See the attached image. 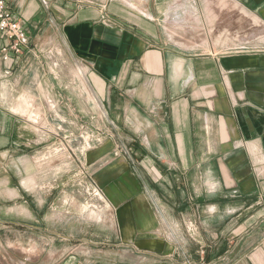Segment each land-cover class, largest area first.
<instances>
[{
  "label": "crops",
  "instance_id": "obj_1",
  "mask_svg": "<svg viewBox=\"0 0 264 264\" xmlns=\"http://www.w3.org/2000/svg\"><path fill=\"white\" fill-rule=\"evenodd\" d=\"M226 1L45 0V17L41 0H9L28 43L6 61L0 34V168L35 95L108 126L125 148L110 176L132 178L109 184L114 235L49 240L19 264H264V29L240 13L264 24V0H232L238 13ZM163 216L184 231L166 233Z\"/></svg>",
  "mask_w": 264,
  "mask_h": 264
},
{
  "label": "rangeland",
  "instance_id": "obj_2",
  "mask_svg": "<svg viewBox=\"0 0 264 264\" xmlns=\"http://www.w3.org/2000/svg\"><path fill=\"white\" fill-rule=\"evenodd\" d=\"M46 4L41 0L45 17ZM245 26L247 35L252 33ZM216 35L221 32L215 31ZM24 98L15 113L31 126L22 128L26 140L13 144L12 155L2 160L0 168V264H19L32 254L46 256L49 240L59 249L65 242L61 239L70 238L66 242L72 250L114 235L119 230L117 208L108 195L109 184L123 182L127 175L110 176L108 167L125 148L111 142L108 126L94 127L88 118L78 123L76 110L56 116L45 103L35 105V95L33 100ZM111 144L113 153L108 151ZM161 225L166 233L186 227L185 222L174 223L164 216Z\"/></svg>",
  "mask_w": 264,
  "mask_h": 264
},
{
  "label": "built area",
  "instance_id": "obj_3",
  "mask_svg": "<svg viewBox=\"0 0 264 264\" xmlns=\"http://www.w3.org/2000/svg\"><path fill=\"white\" fill-rule=\"evenodd\" d=\"M45 3V0H43ZM0 34L8 40L1 47L4 59H10V51L21 54L28 43L26 28L20 17L12 11L9 0H0Z\"/></svg>",
  "mask_w": 264,
  "mask_h": 264
},
{
  "label": "bare ground",
  "instance_id": "obj_4",
  "mask_svg": "<svg viewBox=\"0 0 264 264\" xmlns=\"http://www.w3.org/2000/svg\"><path fill=\"white\" fill-rule=\"evenodd\" d=\"M225 1V0H224ZM227 7H228V9H229V11L232 13L233 11H235L236 13H238L237 12V10H240V8L238 7V5H237V3L236 2H233L232 0H228V1H226L225 3H224ZM198 5V4H197ZM210 8V7H209ZM244 8V7H243ZM242 7H241V12L240 13H242L241 15L243 16V19L244 20H246V21H249L248 23H250L252 26H260V27H262L263 29H264V24L260 21V19H259V17H257V15H255V14H253V13H251L250 11H248V10H246V9H243ZM194 10H196V8L194 9ZM211 12H213L214 13V11H211ZM216 12V11H215ZM185 13H187L188 14V12H185ZM197 14V13H196ZM233 15V14H232ZM215 16V15H214ZM237 16V15H236ZM194 17V16H193ZM193 17H191V18H193ZM211 17V16H210ZM240 17V16H239ZM195 18V17H194ZM193 18V19H194ZM198 18V17H197ZM231 20H232V18H231ZM193 21V20H192ZM197 21V20H196ZM195 20L193 21V22H196ZM234 21V20H233ZM253 27V28H254ZM264 34V33H263ZM211 37V36H210ZM240 39V38H239ZM227 40V39H226ZM172 41V40H171ZM179 42V41H178ZM183 42V41H182ZM227 42V41H226ZM233 42V41H232ZM187 46V45H186ZM80 71L84 74V73H86V71H87V69L86 68H80ZM255 150V149H254ZM258 160V159H257ZM259 161V160H258ZM257 161V162H258ZM259 168V167H258ZM263 169V168H262ZM258 170H260V169H258ZM264 171V170H263ZM262 172V171H261ZM260 172V173H261ZM23 184V183H22ZM24 186V185H23ZM25 187H26V185H25ZM30 187V186H29ZM32 188V187H31ZM95 211V210H94ZM92 216H97V214L95 213V212H92Z\"/></svg>",
  "mask_w": 264,
  "mask_h": 264
}]
</instances>
